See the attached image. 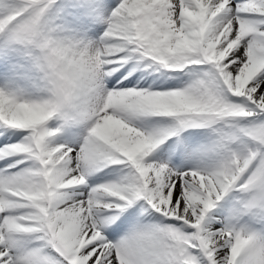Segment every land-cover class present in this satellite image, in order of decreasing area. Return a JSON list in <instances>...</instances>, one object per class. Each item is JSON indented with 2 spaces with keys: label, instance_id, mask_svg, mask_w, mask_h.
Instances as JSON below:
<instances>
[{
  "label": "snow or ice",
  "instance_id": "1",
  "mask_svg": "<svg viewBox=\"0 0 264 264\" xmlns=\"http://www.w3.org/2000/svg\"><path fill=\"white\" fill-rule=\"evenodd\" d=\"M133 60L193 78L137 87ZM5 133L0 264H264L242 223L264 209V0H0Z\"/></svg>",
  "mask_w": 264,
  "mask_h": 264
},
{
  "label": "rangeland",
  "instance_id": "2",
  "mask_svg": "<svg viewBox=\"0 0 264 264\" xmlns=\"http://www.w3.org/2000/svg\"><path fill=\"white\" fill-rule=\"evenodd\" d=\"M200 67H204V66H200ZM147 73H149L150 76L146 74V76H148L149 79H148V83L144 84V87H150L153 90L155 89V84H157L161 81L168 83V87H183L188 82H190V80L193 78L189 72H183V73H180L179 75H176V74L169 72V70H161L158 72L154 68H149ZM165 73H168V74H165ZM129 86H131V85H129ZM136 86H138V85H136ZM141 121H143L141 123H143L145 125L147 124V126H150V125L155 123V122H147L146 123V121L144 119H141ZM134 123L136 124V126H139L138 121H134ZM140 127H144V126H140ZM189 133H196L199 135L193 138V137L188 136ZM182 134L184 136H186L189 140H191L193 147H195L199 143L205 142L209 138V136L214 135V133L211 132V129H208V128H188V129H185L180 135H182ZM161 147H163V146H161ZM102 170H104L103 175H111V177L108 180L115 179V178H112L113 177L112 174H114V168L112 166H109L108 168H105ZM101 181L104 182L103 180H101ZM98 182L99 181L97 180V183ZM93 184H96V183H93ZM83 187L84 186H81L80 190H82ZM236 195H237V198L240 197L238 192L236 193ZM228 206H229V203L227 204V206H225L223 218L228 215V212H229ZM254 214L258 216L256 219H258V221L260 222L261 227L264 226V222H261L259 219L260 217L264 218V209H257L256 213H254ZM242 223H245V226L252 227L254 230H258V231L260 230V229H258V227H256V225L253 227L249 223V221H247V219H245Z\"/></svg>",
  "mask_w": 264,
  "mask_h": 264
},
{
  "label": "bare ground",
  "instance_id": "3",
  "mask_svg": "<svg viewBox=\"0 0 264 264\" xmlns=\"http://www.w3.org/2000/svg\"><path fill=\"white\" fill-rule=\"evenodd\" d=\"M133 65H135V63H133V64L130 63V67L129 68H131ZM121 72H124V71L122 70ZM146 74L149 75V73H147V70H144L142 68L139 69V70L136 69V71H134L132 73V76H135L136 77V80L134 81V84L135 83H138L140 85L139 87H144L145 81L148 82V79H149V77L146 76ZM132 76H129L128 78L129 79H132ZM111 79L112 78L110 77V80ZM106 86L109 87L110 84L108 83ZM167 87H168V83H166V82H162L161 81V82L155 84V89L156 90H164ZM157 119H159V118H147V119H144V120L147 123V122H155ZM57 123H59V122L58 121H55V120L49 121V125L50 126H53V127ZM5 136H8V133H5L3 136H0V139L3 141L5 139ZM184 138H186V136H184L183 134L180 135V139L181 140H184ZM71 140H72V137L69 135L68 131H63V132L59 133L56 137L53 138V142L54 143L70 142ZM0 163H2V162H0ZM119 172H120V170H119V167H118V171L115 172L114 175L117 177L118 175H120ZM94 176L99 180L98 183H102L101 180L105 181V180H108L109 179V178L102 177L101 176V172L94 173ZM88 181H89L90 184H93V182H92L93 181V178L91 176L88 177ZM76 191H80V188L76 189Z\"/></svg>",
  "mask_w": 264,
  "mask_h": 264
}]
</instances>
